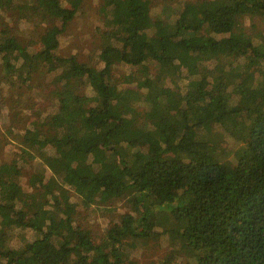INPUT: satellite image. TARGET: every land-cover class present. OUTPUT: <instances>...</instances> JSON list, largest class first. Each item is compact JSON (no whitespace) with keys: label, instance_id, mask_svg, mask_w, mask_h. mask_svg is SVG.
Here are the masks:
<instances>
[{"label":"trees","instance_id":"16d2710c","mask_svg":"<svg viewBox=\"0 0 264 264\" xmlns=\"http://www.w3.org/2000/svg\"><path fill=\"white\" fill-rule=\"evenodd\" d=\"M27 1L41 24L53 25L28 43L0 28V84L11 90L12 118L22 109L39 122L7 126L2 138L12 136L19 152L11 181L0 178V264H137L125 236L167 247L149 264H264V31L252 23L242 37L234 33L246 15L264 20V0H204L201 15L191 3L165 1L155 18L153 0H105L114 34L99 75L58 53L85 0H0V11L9 16ZM202 31L208 37L194 45L190 37ZM247 60L261 70L246 69ZM121 63L135 70L134 86L113 77ZM38 68L49 75L44 89L33 86ZM46 97L48 120L39 105L30 108ZM153 109L155 121L146 115ZM39 158L29 180L35 199L25 201L18 176ZM62 192L90 205L131 196L139 216L114 223L99 251Z\"/></svg>","mask_w":264,"mask_h":264},{"label":"rangeland","instance_id":"374dc122","mask_svg":"<svg viewBox=\"0 0 264 264\" xmlns=\"http://www.w3.org/2000/svg\"><path fill=\"white\" fill-rule=\"evenodd\" d=\"M165 1L171 3V5L178 2L191 3L194 7L193 11L195 14L201 15L205 9L204 0H153L152 16L154 18L159 14ZM64 2L67 7H71V4L69 3L70 0H64ZM108 6L109 3L105 0H85L82 4L81 11L69 23L67 29L60 37V45L58 49L59 55L68 56L75 54L80 61L92 64L96 75H99L98 67L102 64L99 55L104 42L108 36L111 34L113 36L114 34L112 29L106 28L105 26V21L108 16ZM9 13V16H6L8 13L0 11V28L5 29L7 27H11V32L20 36L24 43H28L33 38L37 39L38 36L42 34H47L46 28L53 25L52 22L47 21L42 22L41 24L39 16L33 10L29 1L24 2L21 5V9L9 11ZM252 23L257 24V28L264 31V20L259 15L249 14L241 19L239 26L234 32L235 35L242 37L243 34L245 35L247 32H250V26ZM157 31L158 33L156 36L158 37L161 29L157 28ZM206 37H208V34L202 31L198 35L196 34L191 36L190 39L194 45H197ZM146 55L149 65L154 68L155 65L152 64L153 56L151 51L147 49ZM245 68L252 71L261 70V67L252 63L251 60H247L245 62ZM45 70L38 68L34 74V87H42L44 89L49 86V75ZM136 75L135 70H133L129 65L121 63L116 72L113 74V77L120 84L134 86L133 84L137 79ZM49 90L50 89H48V91ZM10 94L11 90L6 89V87H2L0 84V99L2 101L8 100L9 102L8 97ZM65 95L68 98H72L73 92L69 90ZM214 95L217 96V92L216 94L214 93ZM50 101L51 99L49 97H46L44 100H39L37 104H34V101L32 100L30 108L34 109L37 105H39L41 108V117L48 120L50 118V114L47 116V113L44 112L48 110ZM22 111L23 110L21 109L19 114L22 118L20 120H13V111L11 110V107L6 103V101L5 105L0 104L1 141L3 136L7 133V126L10 129L12 127L23 128L25 123L31 124L36 122L39 124L35 116H33L34 118L27 117L22 115ZM209 112L210 115H213L212 111L209 110ZM156 113L157 109H153L146 112V115L150 120L155 121L154 115ZM206 127L208 131H213L215 129V123L212 118L207 122ZM11 137H8V139L4 140V142L2 141L0 150V178L7 182H10L12 177L16 174V167L12 162L13 159L17 157V153L19 152L18 147L11 146L9 143ZM229 145L230 144H228V142L224 144L223 150L225 152H227L226 150L229 148ZM98 160L101 161L100 158H98ZM27 161L29 162V167L27 166L21 168L22 174L18 176V180L22 183L24 188V195L22 196V199L25 198V201H32L35 199L36 190L30 187L29 180L31 179L32 174L40 167V163L38 162L40 161V158L37 160L27 159ZM103 165L107 167L109 164L103 163ZM66 178V183L64 185L68 187L70 179L69 177ZM61 195L62 198L76 203L73 207L76 222L81 226L83 233L90 237L93 247L98 248L99 251H103L107 248L108 232L114 223L121 222L123 216L128 214L131 217L139 216V210L133 204L131 196H126L122 199L117 198L107 203H96L90 205L83 201L76 192H73L71 195L62 192ZM167 219L168 215L164 218V221ZM164 221H161L160 223H163ZM122 239L128 247V250L132 255V259H134L137 264H149L150 262L157 260L159 257L164 256L167 250L166 246L159 244L160 242L156 240L136 242L126 236ZM3 247L4 242H1L0 248Z\"/></svg>","mask_w":264,"mask_h":264}]
</instances>
